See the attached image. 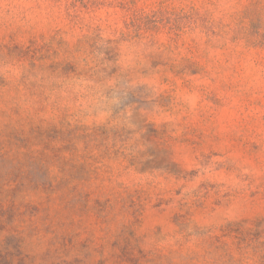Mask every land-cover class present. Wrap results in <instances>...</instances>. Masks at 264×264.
I'll list each match as a JSON object with an SVG mask.
<instances>
[{
	"label": "rangeland",
	"instance_id": "rangeland-1",
	"mask_svg": "<svg viewBox=\"0 0 264 264\" xmlns=\"http://www.w3.org/2000/svg\"><path fill=\"white\" fill-rule=\"evenodd\" d=\"M6 254L264 264V0H0Z\"/></svg>",
	"mask_w": 264,
	"mask_h": 264
},
{
	"label": "trees",
	"instance_id": "trees-1",
	"mask_svg": "<svg viewBox=\"0 0 264 264\" xmlns=\"http://www.w3.org/2000/svg\"><path fill=\"white\" fill-rule=\"evenodd\" d=\"M4 258L5 259L0 260V264L2 261H4L5 264H13L12 258L10 257L9 254H6Z\"/></svg>",
	"mask_w": 264,
	"mask_h": 264
}]
</instances>
